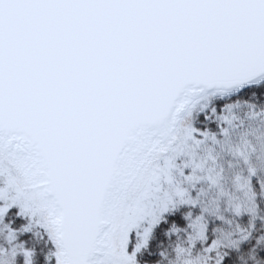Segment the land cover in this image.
<instances>
[{
    "label": "snow or ice",
    "instance_id": "6c2138e0",
    "mask_svg": "<svg viewBox=\"0 0 264 264\" xmlns=\"http://www.w3.org/2000/svg\"><path fill=\"white\" fill-rule=\"evenodd\" d=\"M0 264H264V0H0Z\"/></svg>",
    "mask_w": 264,
    "mask_h": 264
}]
</instances>
